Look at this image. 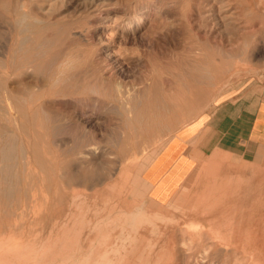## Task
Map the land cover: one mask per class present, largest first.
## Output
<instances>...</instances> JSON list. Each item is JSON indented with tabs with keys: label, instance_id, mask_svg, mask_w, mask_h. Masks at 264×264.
I'll use <instances>...</instances> for the list:
<instances>
[{
	"label": "rangeland",
	"instance_id": "374dc122",
	"mask_svg": "<svg viewBox=\"0 0 264 264\" xmlns=\"http://www.w3.org/2000/svg\"><path fill=\"white\" fill-rule=\"evenodd\" d=\"M44 1L25 0L24 10L38 17L35 7L45 8ZM71 1V9L56 13L38 28L47 35L63 32L62 46L53 53L62 48L78 55L77 69H81L75 74H83L82 84L105 81L114 92L99 99L45 94L35 101L23 96L16 113L18 123L1 103L0 94V138L9 139L16 132L36 150L41 162V167H28L18 141L9 144L13 148L9 159L0 153V167L5 166L0 171V253H51L55 264L60 254L66 256L67 264H202L201 260L205 264H264V137L251 140L248 129L239 151L199 161L165 205L147 197L135 174L150 163L153 148L193 120L206 122L216 106L255 112L260 103L263 109L264 0L249 2L258 14L249 9L247 0ZM20 2L0 0V86L20 83L1 64L18 52L22 41L19 31L9 25ZM15 54L19 62L21 55ZM131 95L136 96L133 106L140 111L148 104L145 118L141 114L138 119L146 120L141 123L144 127L136 120L133 123L123 107V99ZM42 108L61 118L53 123L55 135L49 134L51 123L46 124ZM55 143H64L65 152ZM211 159L217 166L210 171ZM64 224L67 227L61 229ZM31 257H13L12 264H34Z\"/></svg>",
	"mask_w": 264,
	"mask_h": 264
},
{
	"label": "bare ground",
	"instance_id": "6f19581e",
	"mask_svg": "<svg viewBox=\"0 0 264 264\" xmlns=\"http://www.w3.org/2000/svg\"><path fill=\"white\" fill-rule=\"evenodd\" d=\"M30 1V0H29ZM82 1V0H81ZM32 3V2H31ZM71 3H72V1L71 0H45L44 1V5H46L45 6V8H38V7H35V9L37 10V11H39L40 12V14H39V16L38 17H34V16H32V15H30V13H28V12H26L25 10H24V8H26V6H27V3L25 2V0H21V2L19 3V5H17V10H14V14H15V16H16V19L15 20H13V22L11 23V24H9L11 27H12V29H13V31H16V30H18L19 31V33L23 36V37H20V38H22V41H21V43H20V40H19V43H18V41H17V44H19V48H18V52H16L17 51V49H16V51H14V55L12 54L11 55V57L8 59V58H6V59H8L6 62H3V63H1L2 64V68L3 69H6V70H8L9 72H11V74H13L14 75V78L16 79V80H18L20 83L17 85V86H8V85H1L0 86V94H1V103L3 104V105H5V107L9 110V113H11L12 115H13V118H12V120L14 119V122H16V123H18V121H20L19 119V117H17L16 116V113L18 112V114H19V106L21 105L20 103L21 102H24L23 100V96H26L27 98L29 97V98H33L34 100H35V97H37V99L39 98V97H41V96H43V95H45V94H49V95H54V96H60V95H64V96H87V97H91V98H96V97H98V99H99V97L101 98V96H108V95H111V94H113V89H112V87H111V85H109V83L108 82H98V81H94V82H89V83H86V84H82V82L83 81H81V79H83L81 76L83 75L82 73H80V72H78V74H75V72H76V70H79V69H81V67H79V69H77L78 68V66H79V63H80V58L79 57H77V56H74V55H72L71 53H69L68 52V50L67 49H62V48H60V49H58V51L57 52H55V53H53V50L57 47V48H59L60 46H62V41H61V35H63V32H61V31H58V29H57V33H55V34H52V35H47V34H44L43 33V30H41V29H39L38 28V26L39 25H45L46 23H48V19H50V18H52L56 13H58V12H61L62 10H64V9H67V10H69V9H71L72 7H71ZM74 3V2H73ZM9 4V3H8ZM30 4V3H29ZM33 4V3H32ZM43 4V3H42ZM35 5V4H34ZM78 5V4H77ZM88 5V4H87ZM84 6V5H83ZM30 7V6H29ZM79 9V8H78ZM9 10V9H8ZM6 11V10H5ZM172 17V16H171ZM51 20V19H50ZM114 21V20H113ZM3 22V21H2ZM11 21H9V23H10ZM57 22V21H56ZM116 22V21H115ZM51 23V22H50ZM52 24V23H51ZM57 24H59V22L57 23ZM54 25H55V22H54ZM58 26V25H57ZM48 29H49V27H48ZM50 31V30H49ZM47 32H48V30H47ZM9 33V32H8ZM11 33V32H10ZM18 33V32H17ZM68 33V32H67ZM65 34V33H64ZM11 35V34H10ZM113 35V34H112ZM116 35V34H115ZM173 36H175V35H173ZM11 37H13L12 35H11ZM166 38V37H165ZM16 39V38H15ZM113 39V38H112ZM122 39V38H121ZM135 39V38H134ZM174 39V38H173ZM171 40H172V38H171ZM116 42H117V40H116ZM15 43V42H14ZM11 44H12V42H11ZM135 44V43H134ZM15 45V44H14ZM14 45H12V46H14ZM11 46V45H10ZM12 46H11V48H12ZM16 46V45H15ZM18 47V46H17ZM10 48V47H9ZM69 49V48H68ZM9 51H10V49H9ZM8 51V52H9ZM8 52H7V56L9 55L8 54ZM12 52V51H11ZM15 53H18V54H20L21 55V58H20V61L18 62L17 61V59H16V57H15V55H17V54H15ZM53 54V55H52ZM19 55V56H20ZM51 56L52 55V57H51V59L49 60L48 59V56ZM6 56V57H7ZM0 57H3V56H0ZM45 58H47L48 60L46 61V60H44ZM138 59V58H137ZM3 61H4V59H2ZM19 60V59H18ZM0 62H1V60H0ZM243 62H245V59H244V61ZM254 62V61H253ZM246 63V62H245ZM138 66V65H137ZM201 67V66H200ZM199 67V68H200ZM203 67H204V65H203ZM206 67H208L207 66V64H206ZM202 68V67H201ZM201 68L199 69V70H201ZM124 69V68H123ZM203 69V68H202ZM205 70V72H209V71H207L208 70V68L206 69H204ZM203 70V71H204ZM81 71H83V70H81ZM202 71V72H203ZM200 72V71H199ZM201 72V73H202ZM204 73V72H203ZM211 73V72H210ZM7 75H8V73H7ZM206 75V73L204 74V76ZM211 75V74H210ZM209 75V76H210ZM208 76V75H207ZM87 77V76H86ZM212 76H210L209 78H211ZM14 78H12V79H14ZM208 77H206V79H207ZM28 80H30V81H33L34 82V84L33 85H30V84H28V83H25V82H28ZM45 80H48L49 81V83H45ZM74 80H76L74 83H72V81H74ZM107 80V79H106ZM207 80H209V79H207ZM87 81V80H86ZM88 82V81H87ZM14 83V82H13ZM25 83V84H24ZM204 83V82H203ZM11 84V83H10ZM111 84V83H110ZM122 87V86H121ZM121 89V88H120ZM162 90V89H161ZM122 91V90H121ZM129 92V91H128ZM121 93V92H120ZM142 93H144V91L142 92ZM141 93V94H142ZM148 93V92H147ZM147 93H145L146 94V96H147ZM137 94V93H136ZM135 94V95H136ZM53 96V97H54ZM114 96V95H113ZM132 97L129 99H127L126 98V100L125 99H123L124 101H123V107L125 108V111L127 112V114H129L130 116H131V118L130 119H132V121H133V123H134V121L136 122L135 124H138V122H140L139 123V125H136L137 127L139 126V127H144V125L143 126H141V121H142V119H141V121H138V119L140 120V115L142 114V116L144 115L143 114V111H145L144 110V108L146 107V105H147V107H148V104H146V105H144L145 107L143 108L142 107V109H143V111H140L138 108H136L135 106H133V105H135V104H133V99L136 97V96H134V98H133V95H131ZM141 95H138V97H140ZM20 97V98H19ZM46 97V96H45ZM48 97V96H47ZM55 97V98H56ZM143 95H142V100H143ZM49 98V97H48ZM103 98V97H102ZM141 98V97H140ZM156 98V97H155ZM154 98V99H155ZM33 99H31V100H33ZM58 99V98H57ZM56 99V100H57ZM62 99V98H61ZM61 99H59V100H61ZM63 99H64V97H63ZM67 99V98H66ZM90 99V98H89ZM145 99H147V97L145 98ZM153 99V98H152ZM158 99V98H157ZM28 100V99H27ZM54 100V99H53ZM88 100V99H87ZM135 100V102L134 103H136V99H134ZM138 100V99H137ZM141 100V101H142ZM156 100V99H155ZM161 100V99H160ZM29 101H30V99H29ZM36 101V100H35ZM35 101H33V103L35 102ZM38 101H39V99H38ZM66 101V100H65ZM82 101V100H81ZM89 101H91V99L89 100ZM93 101V100H92ZM98 101V100H97ZM140 101V100H139ZM145 101V100H144ZM154 101V100H153ZM158 101H159V99H158ZM158 101H156V103H158ZM31 102V101H30ZM48 102H49V100H48ZM64 102V101H63ZM66 102H69V101H66ZM151 102H152V100H151ZM27 103H28V101H27ZM57 103V102H56ZM61 103V102H60ZM122 103V102H121ZM139 103H141V105H142V103L143 102H139ZM139 103L137 102V104L139 105ZM153 104H154V102H152ZM155 103V104H156ZM161 103H162V105L163 106H165L166 104H163L164 102H162L161 101ZM210 103V102H209ZM209 103H208V105H209ZM1 104V105H2ZM51 104V103H50ZM52 104H54L53 103V101H52ZM136 104V106H138ZM144 104V103H143ZM26 104H24V106H25ZM49 105V103L47 104V106ZM149 105H152V104H149ZM49 106H51V105H49ZM140 106V105H139ZM143 106V105H142ZM161 107V108H163V110H164V108H165V110H166V108H168L167 110L168 111H170L169 110V108L170 107ZM198 106V105H197ZM210 106V105H209ZM3 107V106H2ZM23 107V106H22ZM150 107H152V106H149V108ZM156 107H157V104H156ZM159 107V106H158ZM173 108H174V106H172ZM171 107V108H172ZM208 108V107H207ZM5 109V108H4ZM43 109V108H42ZM46 109H48V108H46ZM154 109V108H153ZM152 109V110H153ZM155 109H157V108H155ZM154 109V110H155ZM147 110V109H146ZM153 110V111H154ZM164 110V111H165ZM174 110H175V108H174ZM42 111V110H41ZM4 112H6V110L4 111ZM177 112V111H176ZM7 113H8V111H7ZM44 113V114H43ZM43 117H44V120L46 121V124H47V122L48 123H51L50 124V126L49 125H47V127L46 128H48V126L50 127V129H49V134H51V136L52 135H55V127H54V124L53 123H58L60 120H61V118L59 119V116L52 110H44L43 109ZM168 113V112H167ZM133 114V115H132ZM154 114V113H153ZM165 114V113H164ZM169 114V113H168ZM37 115H38V113H37ZM135 115V116H134ZM145 115H146V112H145ZM144 115V116H145ZM5 116V115H4ZM11 116V115H10ZM130 116H127L126 115V117H130ZM132 116H134L135 118H132ZM143 116V117H144ZM150 116V115H149ZM154 116H156V115H154ZM154 116H152L153 118H154ZM158 117H159V115H157ZM164 116H166V114L164 115ZM167 116H169V115H167ZM139 117V118H138ZM178 117V116H177ZM19 118V119H18ZM35 118V117H34ZM145 118V117H144ZM163 118V117H162ZM162 118H161V120H162ZM129 119V118H128ZM129 119V120H130ZM134 119V120H133ZM147 119V118H146ZM11 120V122L13 123V121ZM39 120V119H38ZM150 120V119H149ZM154 120H155V118H154ZM157 120V119H156ZM160 120V119H159ZM164 120H166V119H164ZM163 121V120H162ZM130 122V121H129ZM145 122H146V120H145ZM144 121H143V123L142 124H144L145 123ZM39 123L41 124V120H39ZM132 123V122H131ZM132 123V125H134ZM149 123L150 122H148V125H149ZM37 124V123H36ZM130 124V123H129ZM153 124V123H152ZM158 124H159V121H158ZM157 124V125H158ZM164 124H165V122H164ZM14 125V124H13ZM39 125V124H38ZM37 125V126H38ZM43 125V124H42ZM56 125V124H55ZM131 125V126H132ZM44 126V125H43ZM128 126H130V125H128ZM134 127L135 129L137 128V127ZM145 126H147V123L145 124ZM152 126V125H151ZM153 126H156V125H153ZM153 126H152V128H153ZM16 127V126H15ZM93 127V126H92ZM149 127H150V125H149ZM41 128H42V126H41ZM126 128V127H125ZM152 128H151V132H149V133H152ZM163 127L161 126V128L159 129V130H161ZM43 129V128H42ZM138 129V128H137ZM144 129V131H145V128H143ZM148 129V128H147ZM154 129V128H153ZM157 129V127H156V129L155 130H158ZM164 129V128H163ZM162 129V130H163ZM165 129H168V128H165ZM17 131H18V128L16 129ZM45 130V129H44ZM99 130V129H98ZM161 130V131H162ZM168 130H171L170 128L168 129ZM167 130V131H168ZM21 131V130H20ZM46 131V130H45ZM137 131H139V130H137ZM140 131H142V130H140ZM144 131H143V133H141V134H143V135H145L146 133H147V130H146V132H145V134H144ZM46 132H48V130L46 131ZM132 133H133V131H131ZM155 132H157V131H155ZM160 132V131H159ZM158 132V133H159ZM169 132V131H168ZM14 133H16V132H14ZM14 133L13 134H10V137H9V139H7V138H0V144H1V146H0V153H1V156H6L5 158H7V154H8V151H10V149H11V145H9V144H13V142H14V144H16L15 142H19V148H20V151H22V154H23V157H24V159H26L27 160V166L28 167H33V166H39V167H41V162H39V156H37V154L35 153V151L36 150H34L33 149V147L29 144V143H25L26 141H24L23 140V138L22 139H20V137L19 136H17V135H14ZM19 133H21V132H19ZM134 133H136V132H134ZM18 134V133H17ZM48 134V135H49ZM137 134V133H136ZM139 134V133H138ZM154 134L155 133H153V136H154ZM161 134H162V132H161ZM151 135V134H150ZM157 135V134H156ZM155 135V136H156ZM50 136V137H51ZM140 135H138V137H139ZM146 136H147V134H146ZM3 137V136H2ZM48 137V136H47ZM56 137V136H55ZM57 137H58V134H57ZM134 137H136V135H134ZM141 137V136H140ZM54 138V136L51 138V140ZM152 138V137H151ZM155 138H158V137H155ZM56 139V138H55ZM58 139V138H57ZM94 139V137L92 138V140ZM149 140H150V138H148ZM148 139H146V141L147 142H150V141H148ZM3 140V141H2ZM6 140H8V142L6 141ZM91 140V141H92ZM95 140V139H94ZM93 140V142H95ZM154 140V139H153ZM55 141V140H54ZM53 141V142H54ZM90 141V140H89ZM91 141L89 142V143H91ZM155 141V140H154ZM161 141V140H160ZM159 141V142H160ZM164 141V140H163ZM52 142V141H51ZM56 142V141H55ZM61 142V141H60ZM139 142V141H138ZM137 141H136V143H138ZM143 142V141H142ZM96 143V142H95ZM141 143V142H140ZM155 143V142H154ZM3 144V145H2ZM53 144V143H52ZM132 144V143H131ZM131 144H130V147H131ZM153 144V143H152ZM17 145V144H16ZM16 145H14V146H16ZM55 145H56V147H57V149L58 150H60L61 152L63 151V148L66 146L64 143H61V144H57V143H55ZM89 145V144H88ZM91 145H93V148H95L96 146L94 145V143H92ZM135 145V144H134ZM13 146V147H14ZM127 146H129V144H127ZM133 146V145H132ZM134 147V146H133ZM14 148H16V147H14ZM89 148H90V150H91V147H90V145H89ZM124 148H126V147H124ZM149 148V147H148ZM152 148H153V146H152ZM13 149V148H12ZM11 149V150H12ZM17 149V148H16ZM62 149V150H61ZM95 149H97V148H95ZM122 149H123V147H122ZM154 149V148H153ZM152 149V150H153ZM65 150H66V148L64 149V151L63 152H65ZM125 150V149H124ZM123 150V151H124ZM144 150V149H143ZM151 150V151H152ZM122 151V150H121ZM127 151V150H126ZM145 151V150H144ZM11 152V151H10ZM15 152V151H14ZM125 152V151H124ZM79 153V152H78ZM86 153H87V151H86ZM122 153V152H121ZM145 153V152H144ZM148 153V152H147ZM10 154V153H9ZM123 154V153H122ZM143 154V153H142ZM141 154V155H142ZM85 155V154H84ZM96 155V154H95ZM94 155V156H95ZM77 156H78V154H77ZM97 156V155H96ZM76 157V156H75ZM93 157V156H92ZM122 157V156H121ZM5 158H3V159H5ZM86 158H88V157H86ZM96 158V157H95ZM212 158V157H211ZM1 159V158H0ZM2 159V160H3ZM7 159H9V156H8V158ZM6 159V160H7ZM24 159H22L23 161H24ZM214 159H216V158H214ZM12 160V159H11ZM90 160V159H89ZM16 161V160H15ZM94 161V160H93ZM96 161H97V159H96ZM7 162V161H6ZM79 162V161H78ZM214 163V165H212L213 163ZM16 163V162H15ZM82 163V162H81ZM209 170L211 171V170H213L214 169V166L216 165V162H214V160L213 159H211L210 161H209ZM3 164H4V162H3ZM93 164V163H92ZM95 165H97V164H95ZM94 166V165H93ZM98 166V165H97ZM217 166V165H216ZM9 167V166H8ZM24 167V166H23ZM5 169V166L3 167H0V171H2L3 172V170ZM24 170V169H23ZM207 170H208V168H207ZM88 171V170H87ZM90 171V170H89ZM89 171H88V173H89ZM6 172V171H5ZM82 172V171H81ZM209 172V171H208ZM1 173V172H0ZM85 173H86V171H85ZM84 173V174H85ZM109 173V172H108ZM226 173V172H225ZM6 174V173H5ZM90 174V173H89ZM105 174H107V173H105ZM110 175V174H109ZM216 175V174H215ZM222 175V174H221ZM5 176V175H4ZM90 176V175H89ZM88 176V177H89ZM19 177V176H18ZM103 177V176H102ZM2 178V177H1ZM0 178V179H1ZM12 178V177H11ZM224 178V177H223ZM6 179V178H5ZM8 180V179H7ZM89 180H90V178H89ZM227 180H229V179H227ZM18 181V180H17ZM23 181V180H22ZM1 182V181H0ZM4 182H6V180H4ZM9 183V182H8ZM95 183V182H94ZM5 184H7V183H4V185ZM97 184V183H96ZM98 185V184H97ZM220 187V186H219ZM223 187V186H222ZM221 187V188H222ZM4 189H5V187H4ZM215 189V188H214ZM218 188L216 187V190H217ZM220 189V188H219ZM209 190V189H208ZM215 192V191H214ZM1 193V192H0ZM5 193V191H3V194ZM9 194V193H8ZM11 194H13V193H11ZM7 196V195H6ZM82 197V196H81ZM4 198V197H3ZM7 199V198H6ZM9 199V198H8ZM77 199V198H76ZM73 200V199H72ZM84 200V199H83ZM6 201H8V200H6ZM13 201V200H12ZM75 201H77V200H75ZM8 203V202H7ZM73 203H74V201H73ZM77 203V202H76ZM83 203V202H82ZM227 203V202H226ZM3 204V203H2ZM9 204H10V200H9ZM12 204V203H11ZM75 204V203H74ZM73 204V205H74ZM8 205V204H7ZM80 205H81V203H80ZM79 204L77 205V206H79L80 208H82L81 206H80ZM84 204H82V206H83ZM77 206L75 207L76 208V211L78 210L77 209ZM10 207V206H9ZM78 207V208H79ZM87 208V207H86ZM70 209L71 208H69V212H70ZM83 209V208H82ZM82 209H81V211L79 210V212L81 213L82 212ZM88 209H90V208H88ZM88 209H86V210H88ZM86 210H83V211H86ZM88 212H90V211H88ZM87 212V213H88ZM5 213H8L7 212V210H6V212ZM79 213V214H80ZM83 213V212H82ZM81 213V214H82ZM4 214V213H3ZM85 214H86V212H85ZM88 214H90V213H88ZM92 214V213H91ZM98 214H100L99 212H98ZM8 215V214H7ZM10 215V214H9ZM8 215V216H9ZM67 215H68V213H67ZM73 215H75V214H73ZM72 215V216H73ZM6 216V215H5ZM12 216V215H11ZM71 216V215H70ZM83 215H81V217H82ZM100 216V215H99ZM66 217H68V216H66ZM66 217H65V219H66ZM78 217H79V215H78ZM85 217V216H84ZM84 217H82V218H84ZM87 217V216H86ZM7 218H9V217H7ZM6 218V219H7ZM69 218H72V217H69ZM73 218H74V216H73ZM95 218H96V216H95ZM98 218V217H97ZM5 219V218H4ZM5 219V220H6ZM64 219V220H65ZM78 218H76V220H77ZM80 219V218H79ZM9 220H11V219H9ZM70 220H72V219H70ZM69 220V221H70ZM75 220V221H76ZM86 220V219H85ZM69 221H67V223L69 222ZM75 221H72L73 223L72 224H76L77 223V221L75 222ZM84 221V220H83ZM89 221V220H88ZM8 221H6V223H7ZM56 222V221H55ZM86 222V221H85ZM84 222V223H85ZM91 222V221H90ZM1 223V222H0ZM57 224H58V222H56ZM60 223V222H59ZM67 223H66V225H67ZM81 223V222H80ZM2 224V223H1ZM8 224H9V222H8ZM74 224V225H75ZM86 224H88V223H86ZM85 224V225H86ZM91 224L92 223H90L89 224V226H91ZM71 226H73V225H71ZM84 226V225H83ZM88 226V225H87ZM88 226V227H89ZM8 228H9V226H7ZM62 227H67V226H65V224L63 225V226H61L60 228L62 229ZM75 227V226H74ZM7 228V229H8ZM53 228V227H52ZM65 228H63V229H65ZM2 229V228H1ZM12 229V228H11ZM10 229V230H11ZM72 229V228H71ZM4 230V229H3ZM9 230V229H8ZM65 230H67V229H65ZM68 230H69V228H68ZM43 231V230H42ZM20 232H21V230H20ZM51 232L52 231H50V234H51ZM5 233V232H4ZM49 233V232H48ZM77 233V232H76ZM79 233V232H78ZM40 234V233H39ZM49 235V234H48ZM47 235V236H48ZM163 235V234H162ZM46 236V235H45ZM50 236V235H49ZM48 236V237H49ZM57 236V235H56ZM20 236H18V238H19ZM51 237V236H50ZM87 238V237H86ZM95 238V237H94ZM97 238V237H96ZM162 238H163V236H162ZM47 239H49V238H47ZM60 239V238H59ZM62 239H65V238H62ZM174 239V238H173ZM66 240V239H65ZM163 240H164V238H163ZM48 241V240H47ZM67 241V240H66ZM176 241V240H175ZM178 241V240H177ZM46 242V241H45ZM58 242H59V240H58ZM63 242H64V240H63ZM63 242H61V245H62V243ZM137 242V241H136ZM147 242V241H146ZM179 242V241H178ZM43 243V242H42ZM55 243H56V241H55ZM158 243V242H157ZM159 243H160V241H159ZM58 244V243H57ZM46 245V244H45ZM64 245V244H63ZM163 245V244H162ZM167 245H169L168 243H167ZM187 245V244H186ZM59 246V245H58ZM139 246V245H138ZM161 246V245H160ZM172 246V245H171ZM185 246V245H184ZM19 247V246H18ZM62 247V246H61ZM51 248V247H50ZM49 248V249H50ZM53 248V247H52ZM134 248V247H133ZM177 249H179V248H177ZM61 250V249H60ZM70 250V249H69ZM51 251V250H50ZM53 251H54V249H53ZM159 251V250H158ZM157 251V252H158ZM96 252V251H95ZM83 254H85V253H83ZM99 254V253H98ZM106 254V253H105ZM157 254V253H156ZM24 255H29V257L30 256H32L31 258H32V261H34L35 263L34 264H55L54 263V255L53 254H51V253H38V254H35V253H0V264L3 262V261H6L7 263H9V264H12L13 263V261L15 260V259H17V258H19V257H24ZM160 255V254H159ZM188 255V254H187ZM99 256V255H98ZM106 256V255H105ZM155 256V255H154ZM13 257H14V260H13ZM86 257V256H85ZM167 257V256H166ZM108 258V257H107ZM157 258V257H156ZM162 258V257H161ZM171 256H170V259L169 260H171ZM160 260V259H159ZM87 261V260H86ZM168 261V260H167ZM201 261H203L202 262V264H205L206 263V261L205 260H201ZM154 262V261H153ZM160 262V261H159ZM172 262V261H171ZM68 262H67V259H66V256L65 255H61L60 254V256H58L57 257V261H56V264H67ZM196 262H194V264H195ZM198 263V262H197ZM235 263V262H234ZM168 264V263H167Z\"/></svg>",
	"mask_w": 264,
	"mask_h": 264
},
{
	"label": "crops",
	"instance_id": "0c3cea01",
	"mask_svg": "<svg viewBox=\"0 0 264 264\" xmlns=\"http://www.w3.org/2000/svg\"><path fill=\"white\" fill-rule=\"evenodd\" d=\"M247 1L249 9L257 13L250 6L251 0ZM226 106L229 105L216 106L206 122L187 123L151 151L150 163L141 169L144 172L140 169L135 172L151 201L158 205L169 203L199 161L239 151L240 142L247 139L246 130L249 129L251 140L264 137V107L260 103L256 109L253 107L255 112L246 108L231 112Z\"/></svg>",
	"mask_w": 264,
	"mask_h": 264
}]
</instances>
